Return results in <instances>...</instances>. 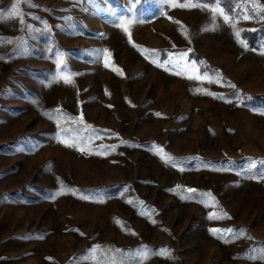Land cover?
Here are the masks:
<instances>
[{
    "label": "rangeland",
    "instance_id": "rangeland-1",
    "mask_svg": "<svg viewBox=\"0 0 264 264\" xmlns=\"http://www.w3.org/2000/svg\"><path fill=\"white\" fill-rule=\"evenodd\" d=\"M0 13V264H264V0Z\"/></svg>",
    "mask_w": 264,
    "mask_h": 264
},
{
    "label": "snow or ice",
    "instance_id": "snow-or-ice-1",
    "mask_svg": "<svg viewBox=\"0 0 264 264\" xmlns=\"http://www.w3.org/2000/svg\"><path fill=\"white\" fill-rule=\"evenodd\" d=\"M177 6H180V5H177ZM192 6H195V5H192ZM13 7H15V5H13ZM3 18V13H0V19ZM225 20L227 21V17H225ZM21 23H23V20L21 19ZM124 23L125 22H121V27L123 28V30L127 33V28L124 27ZM130 23V22H129ZM237 37H239V32L236 33ZM241 43H243L241 41ZM183 57V54H181V58ZM58 63H62V61H58ZM194 67V66H193ZM188 69L185 68V71H187ZM187 78L189 79H203L202 77L200 76H188ZM71 81L69 79H65V83H70ZM208 82H211L210 80ZM187 191H189L190 193L193 192L194 190L192 189H188ZM164 251H167V250H164ZM113 264H116V261L113 262ZM121 264H124V262H121Z\"/></svg>",
    "mask_w": 264,
    "mask_h": 264
},
{
    "label": "trees",
    "instance_id": "trees-1",
    "mask_svg": "<svg viewBox=\"0 0 264 264\" xmlns=\"http://www.w3.org/2000/svg\"><path fill=\"white\" fill-rule=\"evenodd\" d=\"M253 35H254V34H253ZM262 97H264V96H262V95L252 96V98H254V99H259V98H262Z\"/></svg>",
    "mask_w": 264,
    "mask_h": 264
}]
</instances>
